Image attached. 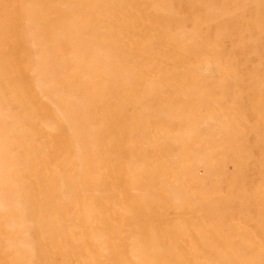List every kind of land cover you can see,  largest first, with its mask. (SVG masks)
Segmentation results:
<instances>
[{
  "label": "bare ground",
  "instance_id": "6f19581e",
  "mask_svg": "<svg viewBox=\"0 0 264 264\" xmlns=\"http://www.w3.org/2000/svg\"><path fill=\"white\" fill-rule=\"evenodd\" d=\"M155 9L0 0V264H264L224 239L208 186L205 137L238 131L204 81L237 74Z\"/></svg>",
  "mask_w": 264,
  "mask_h": 264
},
{
  "label": "rangeland",
  "instance_id": "374dc122",
  "mask_svg": "<svg viewBox=\"0 0 264 264\" xmlns=\"http://www.w3.org/2000/svg\"><path fill=\"white\" fill-rule=\"evenodd\" d=\"M141 1L157 7L155 15L156 10L170 8L182 18L170 25L172 33L184 28L194 31L204 47L212 49L214 62L237 74L238 79L223 86L212 78L204 81L231 108L238 131L237 136H230L223 128L205 137L210 153L223 149L218 155L219 178L209 180L208 186L214 187L210 197L223 204L215 219L224 239L241 243L239 235L246 233L252 238V247L264 257V0ZM53 17L60 15L55 12ZM199 64L200 57L187 59L186 70L193 71ZM241 144L240 157L234 149ZM245 261L252 264L249 257Z\"/></svg>",
  "mask_w": 264,
  "mask_h": 264
}]
</instances>
